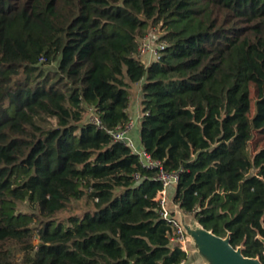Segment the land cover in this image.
Masks as SVG:
<instances>
[{
	"label": "trees",
	"instance_id": "trees-1",
	"mask_svg": "<svg viewBox=\"0 0 264 264\" xmlns=\"http://www.w3.org/2000/svg\"><path fill=\"white\" fill-rule=\"evenodd\" d=\"M154 27L169 45L147 63L137 46ZM135 84L142 146L180 171L174 202L264 264V0H0V264L189 259L156 170L83 122L93 106L125 124ZM84 197L94 208L56 218Z\"/></svg>",
	"mask_w": 264,
	"mask_h": 264
},
{
	"label": "built area",
	"instance_id": "built-area-1",
	"mask_svg": "<svg viewBox=\"0 0 264 264\" xmlns=\"http://www.w3.org/2000/svg\"><path fill=\"white\" fill-rule=\"evenodd\" d=\"M162 32L160 27H154L147 35L140 38L137 46V56L141 60L149 63L161 59L162 52L169 45L165 39L161 38ZM86 108L87 123H92L96 125L97 128L105 129L112 136L114 141L122 142L131 149L132 153L138 155L143 167L156 170V175L153 179L160 181L163 185V189L155 197V200L160 205L158 212L172 227L170 235L171 241L179 243L181 248L187 251V248L184 246L186 238L184 226L175 215L177 211L169 207V205L172 204L175 208L179 206L169 197V189L176 187L179 181L180 171H168L164 167L163 161L153 158L152 155L144 149L142 144L138 143L133 137L132 133L137 127H140V121L143 116L141 107H137L138 110H134L135 112L130 111L129 120L125 124L118 125L113 129H109L103 125L100 116L93 106H87ZM135 179H141V175L138 173L135 174Z\"/></svg>",
	"mask_w": 264,
	"mask_h": 264
},
{
	"label": "water",
	"instance_id": "water-1",
	"mask_svg": "<svg viewBox=\"0 0 264 264\" xmlns=\"http://www.w3.org/2000/svg\"><path fill=\"white\" fill-rule=\"evenodd\" d=\"M172 207L177 211V215H179V219L186 233L191 236L192 229L197 230L194 236L195 243L192 245L201 255H204V258L199 257V260L203 264H205L204 259L207 260L208 264H213L209 256L214 257L219 264H263L259 257L245 256L241 246L234 247L231 244L230 234L222 237L215 234L212 230L206 229L198 221H196L197 224L187 223L185 220L187 215L183 209L180 206L175 208L173 204ZM181 216L184 219H181ZM262 241L264 243V238H262Z\"/></svg>",
	"mask_w": 264,
	"mask_h": 264
},
{
	"label": "rangeland",
	"instance_id": "rangeland-1",
	"mask_svg": "<svg viewBox=\"0 0 264 264\" xmlns=\"http://www.w3.org/2000/svg\"><path fill=\"white\" fill-rule=\"evenodd\" d=\"M57 67H58L57 62H54L53 64L45 66L44 68H45L46 72L54 73V72H57ZM140 94H141L140 85L139 84L133 85L131 88V105H130V111L131 112H135L137 107H140ZM132 109H134L135 111H133ZM255 111H256L255 110V104H253L252 114H254ZM86 120H87V118L85 115L83 122H86ZM39 122L45 127L56 126V120L54 118H50V117L40 118ZM83 122H81V123H83ZM260 139H261L260 135L256 134L255 139H253L251 141V143H250V152L251 153L254 152L256 141L260 140ZM169 207H171V209L174 210L172 205H169ZM92 208H94L93 201H91L87 197H84L80 200H74L71 203L70 208L68 210H65V211L59 213L56 218L58 220L64 221L71 215L82 216L87 210L92 209ZM19 209L22 210L23 212H31L32 206L28 201H25V202L20 204ZM175 215L179 218V215H177V213H175ZM186 215H187V217H185V220L187 221V223L197 224L196 223L197 220H195L193 216H191L189 214H186ZM181 219H184V218H182V216H181ZM193 230H195V229H193ZM196 232L197 231H194V233H193V231H192L191 236H190V234L186 233L184 246L187 248L189 253L194 254L196 264H203L199 260V257L196 255L195 250H197V249L194 248V246L192 245L195 243L194 236H195ZM33 242L36 245L39 242L38 238L37 237L34 238ZM21 256H22L21 253L18 252L17 258H20ZM209 258L213 261V264H219V262L216 259H214L212 256H209ZM204 261H205L204 262L205 264H208L207 260L204 259Z\"/></svg>",
	"mask_w": 264,
	"mask_h": 264
},
{
	"label": "crops",
	"instance_id": "crops-1",
	"mask_svg": "<svg viewBox=\"0 0 264 264\" xmlns=\"http://www.w3.org/2000/svg\"><path fill=\"white\" fill-rule=\"evenodd\" d=\"M141 87V86H140ZM134 111V109H132ZM138 110V109H137ZM133 137L135 138V140L138 142V143H141V138H140V127H137L133 133H132ZM175 190H176V187H172L169 189V197L172 199L174 194H175ZM196 251V255L200 258H204V255H201L197 250ZM188 252V250H187ZM189 253V252H188ZM181 264H196V260L194 258V254L192 253H189V259Z\"/></svg>",
	"mask_w": 264,
	"mask_h": 264
},
{
	"label": "bare ground",
	"instance_id": "bare-ground-1",
	"mask_svg": "<svg viewBox=\"0 0 264 264\" xmlns=\"http://www.w3.org/2000/svg\"><path fill=\"white\" fill-rule=\"evenodd\" d=\"M192 231H197V230H196V229H195V230L192 229ZM213 258H214V257H213ZM214 259H215V258H214Z\"/></svg>",
	"mask_w": 264,
	"mask_h": 264
}]
</instances>
